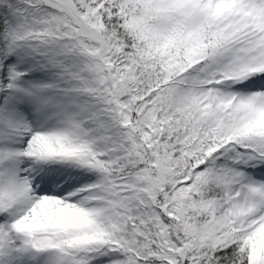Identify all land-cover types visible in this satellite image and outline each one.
<instances>
[{"label": "snow or ice", "instance_id": "snow-or-ice-1", "mask_svg": "<svg viewBox=\"0 0 264 264\" xmlns=\"http://www.w3.org/2000/svg\"><path fill=\"white\" fill-rule=\"evenodd\" d=\"M0 264H264V0H0Z\"/></svg>", "mask_w": 264, "mask_h": 264}]
</instances>
